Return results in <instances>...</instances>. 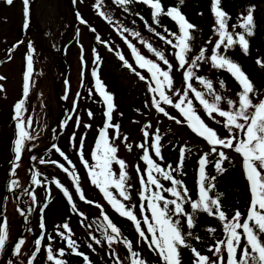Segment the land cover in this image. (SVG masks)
<instances>
[{
  "label": "snow or ice",
  "instance_id": "obj_1",
  "mask_svg": "<svg viewBox=\"0 0 264 264\" xmlns=\"http://www.w3.org/2000/svg\"><path fill=\"white\" fill-rule=\"evenodd\" d=\"M73 2L75 3V0H73ZM134 2L135 0H114V3L121 6L125 12L128 11L127 6ZM139 2L150 7L151 17L155 24L160 25V17L167 16L178 25V33L171 32L166 27L164 28L165 33H168L175 38V44L172 39H168L161 33H156V35L168 45H172L175 49H178V51L175 52V58L178 61L179 68L185 69L183 72V79L186 82V87L183 90V93L181 94L179 89L175 90V95L178 98L176 102H174L171 96L166 94V89L171 90L173 88V77L171 75L173 65L165 57L164 52L156 50L150 43L143 40L141 41V43L146 45L149 52L154 53L159 61H162L163 65L167 66L166 70L162 68L159 63L141 55L137 48L128 42L127 38L123 36L125 32H129L130 30L128 28H122V26L117 27V31L125 39V42L131 49L136 64L140 69H146L147 73L150 74V78H146V76L141 75L140 72L136 71L121 52L116 51V55L120 61L123 62V65L128 69H131L140 80H149L148 91L153 94L151 103L158 112L180 124L182 121L174 116H170L165 108L161 106V102L177 109L180 115L184 118L183 122L187 124L191 131L199 137H202L207 144L211 146V153H215L218 156V159L215 161V169L217 172L223 173L226 170L222 165L224 161L229 159L226 153L221 149H234L236 153L242 156V167L249 184V208L246 216L237 209L231 218H229L226 212L222 210L220 200L222 194H216L215 197L209 195V192L215 188V184H213L212 181H214L216 177H209L205 171V166L211 163L208 159L210 155L208 152L204 153L199 159V199H191L188 196V189L182 186V181L175 179L171 174V171L165 170V168L161 167V165L155 162L149 155L147 145L149 132L144 130L143 135L146 143L140 144L138 147L143 149L142 159L147 165L145 170L146 178L144 175L140 176L141 191L139 192L141 214L145 212V208L151 212V220L147 215H143V223L147 225L146 231L150 234V237L149 235H146L145 231L141 228V220L137 218V215L134 214L132 210L135 205L128 207L121 199L117 198V195L114 194L113 191L114 189L115 193H118V196L121 197L123 201H128L130 199L128 190L131 185L126 184L128 179L126 164L123 159L117 157L116 153L118 149L114 143V140L119 138L120 129L119 124L112 123L113 112L116 105L114 104L113 94L106 89V85L100 78L98 69L101 57L99 54H96L94 58L96 68L92 70V76L95 78V91L100 97H102V102L106 106V111L103 114L105 122L103 127L99 129L98 139L91 152V159L95 163L89 164V161L84 158L85 139L83 136H81L79 140L78 155L80 157V162L87 170L91 184L99 189L104 198L120 216L128 218L134 224L139 237L147 244L150 250L159 256L163 264H182L180 253L181 247L190 248L194 256L193 264H225V257L221 255L222 249H226L227 252L226 264H264V98H259V93L256 90L254 83L242 70L241 66L225 54L235 45H239L245 54L249 53L250 45L248 38L254 35V29L256 27L253 15L254 6H250L247 10V14L242 15L241 17V22L238 26L243 29V31L235 32L228 30V20L230 17L228 13L221 8V0H211V11L215 17L214 29L218 33L219 39L216 40L214 47L211 49L210 57L206 58V49L201 48L199 54L189 63L187 54L191 51V41L193 40L192 33L196 29V26L186 19L178 6H170L165 10L162 5V0H139ZM6 3L11 5L13 0H6ZM22 3L24 5L25 17L24 27L27 28L29 26L28 17L30 0H22ZM178 3L179 5H183L184 0H178ZM93 7L97 10L98 15L104 18L109 24L113 23L112 18L101 10L103 7V0H95ZM77 16L80 19L81 24H88V21L84 20L79 13H77ZM140 19L143 20V17H140ZM145 24L150 31L155 32V29L149 26L147 22H145ZM232 27L235 29L237 26L233 25ZM90 31L96 32V29L90 28ZM131 35L139 37L140 33L133 31L131 32ZM96 40L108 45V42L102 41L99 35L96 36ZM19 43H22V41L18 42L17 45H14L13 47H17ZM209 43H211V40H209ZM222 46L223 53L221 52ZM28 49L29 54L26 56V71L23 77V94L22 98L14 105L13 120L15 121L16 136L13 141L14 160L12 161L10 173L12 176L16 175V169L19 167V161L21 160L25 141L33 138L27 130L32 125V118L28 117L27 121L23 118V113L26 111L25 101L29 94L30 78L33 72V57L31 53L34 51V48L31 42L28 44ZM112 50V47L109 46V51ZM95 51L94 48L93 52L95 53ZM205 59H210L214 68L224 69L230 73L241 87V91L237 93L238 100H226L228 109H222L220 107V102L225 98L216 93V90L213 87V81L203 76L195 75L194 68H198V62ZM256 62L258 65L264 67V61L257 59ZM4 79H6L4 76H0V80ZM193 79L198 80L200 84L204 85L207 94L212 96L211 101L206 98L205 92L199 91L193 87L191 83ZM219 86L221 89L225 88V82L220 80ZM3 90V85H0V92ZM91 92L92 89H89V94H91ZM190 92L194 95L195 101H198L203 107L206 115L216 124H221V121L216 119L213 115L214 113L218 114L219 117L224 118L222 126L226 129L228 133L227 136L222 137L219 135L214 128L210 127L205 120L201 118L194 107L193 99L189 98ZM77 95L79 96V93ZM254 98H256L258 102L254 103ZM145 106H147V104ZM87 115L91 119L94 114L91 110H88ZM65 123H67V121H65ZM80 123V118L77 117V127L80 126ZM84 127L90 128L91 125L86 124ZM149 127L150 125H145V129ZM110 128L116 130V136L111 140L108 132ZM75 139L76 134L74 132L70 140L74 141ZM127 139V136H125L124 140L126 141ZM160 141L161 136L157 129L151 147L154 149L155 156L163 159L161 156ZM73 147H75L74 143ZM131 147L132 145L129 144V150H131ZM52 148L63 157L70 168L65 167L63 163H58L55 160L50 161V163L57 164V166L68 175L80 201H84L89 205L94 204V201L86 199L85 192L80 184V176L77 173L76 166L73 164L72 160H70L69 157L55 144L52 145ZM180 154V164L174 169L175 171H178L180 166H182L185 154V149L183 147L180 149ZM31 159L36 160L37 158L32 156ZM39 163L45 164L46 161L40 159ZM113 163L119 165L118 174L113 171ZM168 168L172 169V166L168 165ZM136 170L139 174L140 169L138 166ZM154 173L162 176L164 180L170 181L172 187L164 188ZM39 175L38 172H32V183H41V181L37 179V176ZM54 183L67 198V201L71 206V211L74 213L78 212L77 204L74 203L73 195L69 192V189L58 179L54 180ZM16 184V180H11L9 190L11 191L12 186ZM149 185L154 186L157 190L150 191ZM160 190L171 193L175 199H166L165 196L161 194ZM145 193L150 194L146 196ZM32 199L33 201L36 199L34 194L32 195ZM145 201H147L146 205ZM185 203H190L192 213L185 212ZM170 205L173 207H169ZM95 206L101 209V215L107 222V226L104 228V236L108 242L109 248L112 247L113 243L121 242L130 254L131 264H146V261L140 258V253L133 251V243L130 240L126 237L121 240L120 228H118L104 213L102 206L98 203H96ZM44 207L46 208L47 204H45ZM30 211L31 209H29V212ZM43 211L44 208H41V213H43ZM197 211H203L209 216L218 217L219 221L222 223L225 238L217 240L213 246L208 248V251L213 254L215 259L202 254L197 248L187 244L186 236L181 230L180 219H174V217H179L181 215L186 216L187 226L191 229L194 226V214ZM21 215H24V213L21 212ZM79 215L83 216L84 214L80 212ZM40 228L42 229V232L35 240V251L31 254L28 264H33L37 253L41 251V242L45 239L43 231L45 229L43 215L41 216ZM61 228L65 231H59ZM108 229L111 230V234H109ZM57 230V234L61 239L66 241L67 248L71 249L76 255L83 256L86 264H90L88 256L77 251L78 245L72 238V230L69 223L64 222L62 225H58ZM208 231L214 233L216 229L209 228ZM187 236L191 237L192 232H188ZM7 237V218L5 216L0 218V251L4 250ZM47 239L51 241L53 237L48 236ZM91 239L96 244L101 243V241L96 239L95 236H92ZM196 239L199 240L200 238L196 237ZM24 243L25 240L20 239L15 244L14 254L20 253L21 247ZM88 247L92 248V244H89ZM238 249H240L239 258L237 257ZM46 252V259L48 261H54L55 264H66V261L57 258L65 255L64 248L56 250V254L54 255L52 245L49 243ZM112 255H116L114 251ZM116 264H120L118 256H116Z\"/></svg>",
  "mask_w": 264,
  "mask_h": 264
},
{
  "label": "rangeland",
  "instance_id": "obj_2",
  "mask_svg": "<svg viewBox=\"0 0 264 264\" xmlns=\"http://www.w3.org/2000/svg\"><path fill=\"white\" fill-rule=\"evenodd\" d=\"M71 1L73 3V11H71L67 0H30L28 17L29 26L25 28L24 5L22 0H13L11 5L7 4L6 0H0V58L4 56L8 47H12L13 44L17 45L18 42H23L19 43L18 46L13 49V54L8 56L0 66V76L6 78L0 80V85H3L4 89L0 92V218L6 216L8 232L5 248L0 251V264H23L35 251V240L39 237L38 235L40 233L37 206L42 191L41 183H32L33 171L38 172L42 176H46V173L50 175L56 174V179H58L65 187H68V185L71 184L73 195L79 197L75 192L71 179L70 181H66L64 177L59 176L60 172L40 171L39 167L36 166L38 163L37 160L44 159L48 156V153L45 154L46 150H42L41 147L45 145L44 142L48 137L46 135L49 133V126L54 121L55 116L59 121H67L64 131L57 136V141H59L60 144H58L59 146L57 147L67 152L69 159L72 160L73 164L76 166V171L78 168L84 173L87 180L90 181L88 172L80 162V157L78 155L79 140L81 136L85 139L84 158L89 161V164L95 163L91 159V152L94 149L92 140L95 137L91 127L94 128V124L91 122L93 119H90L87 115L89 106L87 104L88 101L86 94L88 92V96H93L92 94H89V89H92L91 93L97 97V100L100 101V105L103 104V102L102 97H100L95 91V78L92 76V70L96 68V64H94L96 52H93V47L90 44L91 39H89V35L84 29V26L78 21L77 13H79L84 20L89 21L90 23L88 22V24H95L105 38V41L110 45L115 47L116 42L123 41L124 38L117 31V27H120V25H116L114 22L109 24L104 18L98 15L97 10L93 7L95 0H75V3L73 0ZM101 10H103V8ZM106 15L110 16L107 13ZM88 27L93 28L91 26ZM100 27H103L104 30ZM19 32L22 33L23 37L20 38L21 35H19ZM95 35H97V33ZM216 35L217 32L215 31L212 39V41L214 40L213 45H215L216 40L219 39V36L216 37ZM123 36L128 38L131 37L133 45L135 42L139 43L140 49L138 48V51L141 55L145 56L147 59H152L157 63H163L162 61H159L154 53L149 52L144 43H141L142 40L145 41V39H147L146 35L140 34L139 37H135L131 34L125 35L124 33ZM15 40L16 42L13 43ZM29 42L32 43L34 48V51L31 53L33 57V72L30 78V90L25 101L26 111L23 113V118L25 121H27L28 117L32 118V125L27 130L33 138L25 141L21 160L19 161V167L16 169V175L12 176L10 173L12 161L14 160L13 141L16 136L15 121L13 120L14 105L22 98L23 94V77L26 71V56L29 54ZM60 45L62 46V49L59 50ZM176 51L178 50L165 54L167 59L171 58L174 60L176 68L177 84H173L171 90L166 89V94L171 96L174 102L178 99L175 95V90L179 89L182 94L186 87V82L183 79V72L185 69L179 68L178 61L175 58ZM142 52L146 53V55ZM193 56L195 57V55ZM210 56L211 53H208V56L205 57L207 58ZM194 57L187 58L189 63ZM131 58L133 59V68H138L141 72H144V74L147 75L146 78H150V74L147 73V70L140 69L136 64L133 55H131ZM198 63L199 67L194 68L195 75L206 78L208 68L211 65L210 59H205ZM164 67L166 70L167 66L164 65ZM125 71L126 72L112 70V73L118 80L117 83L121 86L122 90L124 89L127 95L126 101L130 102L133 106L128 119L125 120L124 123H118L120 125L119 138L114 140L115 146L118 149L116 155L119 159H123L126 164V171L128 172V179L126 182H131L129 170L132 167L133 159L139 154L140 147H138V145H140V142L142 141L144 130L149 132L150 144L154 140L157 129L159 128L164 132H167L168 138L174 137L177 139L179 158L181 155L180 149L182 147L190 157L196 155L200 159L204 153L208 152L210 153L209 157L215 156L218 158L215 153H211V146H209L202 137L193 133L187 124L183 122L184 118L180 115L177 109L161 102V106L165 108L170 116H174L182 121L180 124L156 110L151 103L153 94L148 91V79L144 82L145 85H138V88L145 89L144 94L147 93L148 109L146 113L138 111L136 106L138 103L135 100V91L131 89L135 88L132 85L133 78L129 70ZM102 73H104V66H102ZM100 78L102 80L103 77L100 75ZM81 82H84L86 85H82ZM191 83L197 90L205 92L206 98L209 99V101L212 100V96L207 94L204 85L200 84L198 80L193 79ZM54 87H56L57 95H61L62 93L64 96L67 94V101L70 103L69 106L67 104V112H63V115L60 116H58L60 112L57 115L55 114L61 108V103L56 98ZM216 87L220 88L219 81L216 82ZM67 88L69 89L68 91ZM223 91L224 92L218 93L225 98L220 102V107L222 109H228L226 100H238L237 93L240 90L228 88L223 89ZM78 93L79 96L77 95ZM258 93L259 98H264L263 89H259ZM189 98L193 99V104L197 113L210 127L214 128L222 137L228 135L226 129L222 126L224 118H221L218 114L214 113L213 115L216 119L221 121V124H216L206 115L199 102L195 101L194 95L191 92L189 93ZM255 102H258L256 98H254V103ZM102 109L104 113L106 111V106L104 104ZM115 114L116 110H114V117ZM77 117H79L81 121L79 127L76 125ZM118 121L120 120L118 119ZM12 122L14 126L11 125ZM86 124L91 125V127L89 129L85 128L84 125ZM145 125H150V127L145 129ZM74 132L76 134V139L71 141L70 138ZM115 136L116 134L110 136V140ZM125 136L128 138L126 141L124 140ZM73 143L75 144V147H73ZM129 144L132 145L131 150L128 148ZM221 150L226 153L229 162L236 161L238 163L237 166L241 171V177L243 179V192L246 196L238 210L243 214L244 212L247 213L250 203V192L249 184L242 167V156L236 153L234 149ZM40 155L42 158H40ZM32 156H35L37 159L32 160ZM54 160L58 163L65 162L60 155L59 157L54 158ZM65 167L70 168L68 164L65 165ZM112 167L113 171L118 174L119 165L113 163ZM57 168L59 167L57 166ZM79 170L77 173L80 172ZM60 171L62 170L60 169ZM37 179L40 180L41 176H37ZM11 180H16L17 184L13 185L12 190L10 191L9 185ZM84 188L86 192L85 195L88 194L89 196H94L95 192L92 193L89 187L84 186ZM98 193L101 195V192ZM33 194L36 198L35 201L32 199ZM114 194L117 195V198L119 197L118 193L114 192ZM209 195L213 196L212 194ZM52 198L54 197L52 196L50 200L53 202L55 199ZM197 199H199V189L198 195L194 200ZM29 209H31L30 212ZM99 210L101 209L99 208ZM80 211L84 215H79L80 221L78 220V222L83 225L82 229L86 233V235L83 236V242H87V246L92 244L93 251L90 249L91 253H97L99 255V261L105 260L106 258L112 261L114 257H119L120 251H118L115 243L112 244V250L109 251L110 248L104 236V229L99 224L95 214L84 208L80 209ZM21 212H23L24 215H21ZM51 219L56 227L62 225L64 222H68L71 227L69 215L61 210L59 203H57L51 213ZM45 232L46 231L44 230V233ZM92 236L99 239L101 243L96 244L91 239ZM224 238L225 233L222 236V239ZM20 239H24L25 243L21 247L20 253L14 254L15 244ZM49 243L52 245L54 255L56 254V250L63 248L55 242L42 241L41 251L37 253L33 264H55L54 261H48L46 259V249ZM113 247H116V249ZM113 251L116 254L115 256L112 255ZM6 253L7 257L3 258V255L5 256ZM73 255L75 256L76 254ZM221 255L225 257L226 261V249H222ZM76 256L84 259L83 256ZM209 257L215 259L213 254ZM57 258L64 260V257Z\"/></svg>",
  "mask_w": 264,
  "mask_h": 264
},
{
  "label": "trees",
  "instance_id": "obj_3",
  "mask_svg": "<svg viewBox=\"0 0 264 264\" xmlns=\"http://www.w3.org/2000/svg\"><path fill=\"white\" fill-rule=\"evenodd\" d=\"M162 5L164 6L165 10L170 6H178L180 7L182 14L185 15L186 19L189 20L190 23L194 24L196 26V29L193 31V40L191 41V51L187 54V58L194 57L193 55H198L201 48H205V56H208V53H211V49L214 47L213 45V36L215 34V17L214 14L211 11V0H184L183 5H179L178 0H162ZM250 6H254V22H255V29H254V35L249 39V53L245 54L239 45L233 46L231 49L225 53L229 58L233 59L235 62H237L242 70L246 73V75L250 78V80L254 83L256 90L259 89L264 90V67L257 64V59H260L261 61H264V0H221V8L226 11L229 15L228 20V30L229 31H235V32H242L243 29H241L238 25L241 22L242 15L247 14V10ZM128 11L125 12L124 9L114 3V0H103V11L110 15L112 18V21L116 23V25L122 26V28H128L130 31L125 32V35L131 34V32H139L140 34H144L147 36V39H145V42L150 43L153 45V47L158 51H163L164 54L172 52L175 49L172 45H168L164 40L160 39L159 36L156 35V33H161L162 35L166 36L168 39H172L173 43L175 44V38L170 36L168 33L164 32V28L166 27L171 32H177L178 33V25L176 22H174L170 17L167 16H161L160 17V25H157L154 23L151 17V9L148 5L143 4L142 2H139V0H135L134 3L131 5H128ZM139 14V15H137ZM140 17H143V20L140 19ZM89 22V21H88ZM145 22L149 26L155 29V32L150 31L148 27H146ZM90 23V22H89ZM88 26L95 27L96 32H94V36L96 37L99 35L101 37L102 41H105V38L102 36L99 29L96 27L95 24H87ZM233 25H236L235 29H233ZM84 29L87 31V34L89 35L90 44L95 48L96 54H99L101 57V61L99 63V74L101 75L102 81L106 85V89L111 92L114 96V104L116 105V114L114 117L113 112V120L112 123L118 124L119 122L124 123L125 120L128 119L129 114L132 110V104L128 101L127 95L124 91V89H121V86L117 83L116 76L112 73V70L117 71H124L129 70L131 73V76L133 78V87L137 88H131L133 91H135V100L137 101L138 105L137 110L146 113L148 109L147 100L148 96L147 93H145V89L138 88V85L144 84V81L140 80L137 75L131 70L128 69L123 65V62L120 61L118 56L116 55V51L121 52L125 59L128 60L130 64L133 63V59L131 58L132 52L131 49L128 47V44L125 42V39L123 41H117L116 46H112L108 43V45H105L103 43H97L92 40L93 34L92 31L89 29L87 30L85 25L83 24ZM104 30L103 27H100ZM97 33V35H95ZM218 36V33L216 37ZM215 37V38H216ZM127 38V41L133 44L132 38ZM214 38V39H215ZM209 40H211V43H209ZM109 45L112 47V51H109ZM134 46L140 49L139 43L135 42ZM144 49V48H143ZM145 50V49H144ZM221 52L223 53V46L221 48ZM146 55V53L142 52ZM169 62L173 65L172 70V77H173V84H177V78H176V68L174 60L169 58ZM162 68H165L163 63H159ZM102 66H104V73H102ZM136 71L140 72L141 75H144L147 77V75L144 74V72H141L138 68H135ZM133 72V73H132ZM207 79H210L213 81V87L216 90L217 93L224 92L223 89L232 88L235 90H240L241 87L238 84V82L231 76L230 73H228L224 69H218L214 68L212 64L208 68V72L206 75ZM223 80L225 82V88L220 89L216 87V82ZM82 85H86L84 82H81ZM145 85V84H144ZM220 87V86H219ZM83 93V92H82ZM93 96H88V92L86 94L89 110L92 111L94 114L91 119V122L94 124V128L91 127L93 130V135H95L94 139L92 140V143L95 147V142L98 139L99 136V129L103 127L105 122V117L102 115L103 113V104L100 105V101L97 100V97L94 96L93 93H91ZM68 106L70 105L69 102L66 101L65 103ZM160 113V112H159ZM104 114V113H103ZM122 114V115H121ZM118 119L120 121H118ZM117 121V122H116ZM89 129V128H87ZM159 130V135L161 136V156L160 157L155 156L154 149H152L150 144V139L148 137L147 145L149 150V155L153 158V160L161 165V167L165 168L167 171H171V174L175 179H179L182 181V186L186 187L188 189V196L191 199H195L198 195V189H199V172H198V165H199V158L196 155H193L190 157L185 152L184 159L182 166H180L178 171H175L174 169L177 168V166L180 164V158L179 156V149H178V141L174 137L168 138L167 132L163 131L161 128ZM109 137L113 134H116L115 129H109ZM92 136V135H91ZM144 135L142 137V141L140 144L146 143L144 139ZM59 143V142H58ZM60 145V144H59ZM62 147V146H61ZM142 148L139 149L138 153H141ZM67 153V152H66ZM139 155V154H138ZM138 155L135 156L133 159V164L131 165V169L129 170V176L131 178V182L126 184L131 185L128 192L130 195V199L128 201H123L121 197H118V199H121L122 202H124L128 207H132L135 205V207L132 208L134 214L137 215V218L141 220V228L145 231L146 235L150 234L147 233V225L143 223V215H147L149 219L151 220V212L147 208H145V212L141 214L140 212V196L139 192L141 191V184H140V176L144 175L146 178V163L143 161L142 158H139ZM68 156V155H67ZM51 157H59V153L56 151L52 152ZM48 159H50V155L46 156L44 160L46 161L45 164H41V169L43 171H50V172H60V177H64L66 181H68L67 178H65L64 172L60 171L57 166H52L53 164H50L48 162ZM209 161L211 163L207 164L205 166L206 174L211 177L215 176L216 179L212 181L213 184H215V188L209 192V194H212L213 197H215L216 194H222L220 197L222 210H224L227 214V216L231 217V215L234 214L235 210L239 209L243 203V200L246 198L245 193L243 192V179L241 177V171L239 167L237 166L236 161L229 162L228 160L224 161L222 167L226 169L223 173L217 172L215 169V161L218 159L215 156L208 157ZM168 165L172 166V169L168 168ZM38 166V165H37ZM137 166L140 169V173H137ZM79 169L77 168V171ZM80 171V170H79ZM80 176V184L82 186V189L85 192V188L89 187L90 191L94 193V196H89L86 194V199L92 200L98 204L102 205L104 213L109 217V219L116 224L118 228L121 230V240L123 238H127L133 243V251H136L140 253V258H142L144 261H146V264H163V262L160 260L159 256L150 250L147 246V244L139 237V234L137 233L134 224L126 217H122L115 211V209L112 208V206L108 203V201L104 198L103 194L99 195L98 192L99 189L96 188L94 185L91 184L90 181L87 180V177L84 175L82 171L78 172ZM157 178L160 180V183L163 185L164 188L172 187V184L170 181L164 180L162 176L159 174H155ZM47 186L49 187V193L46 197L47 201V207L44 210V222H45V239L44 242H50L47 237L52 236L53 239L51 240L52 243L55 242L59 245H61L65 249V255L64 261H66V264H86L85 260L82 259L79 256H74L75 254L71 249L67 248L66 241L61 239V237L57 234V227L53 225V221L51 219V213L53 212L55 206L57 203H59V207L61 208L64 213H67L69 215L70 221H71V230H72V238L76 241L78 248L77 251L84 253L86 256H88L90 264H116V257L113 258L115 261H111L108 258L105 260L99 261V255L91 253V250L93 251V248H89L86 243L83 242V236L86 235L85 231L82 229L83 225L78 222L80 221L79 213L81 212L80 209L84 208L85 210H89L91 213L93 212L96 216V219L98 220L99 224L103 227V229L107 226V222L103 219V216L101 215V210L97 208L94 204H87L84 201H80L79 197H75L73 195L72 186L71 184L68 185L69 192L73 195L74 203L77 204V208L79 209L78 212H72L71 206L69 205L67 198L63 195L62 191L56 186L51 185V181H46ZM84 185V186H83ZM150 191H156L157 189L154 188V186L149 185ZM94 190V191H93ZM179 190V189H178ZM115 192V190L113 189ZM161 194L165 196L166 199H175L171 195V193L164 192L163 190H160ZM86 193V192H85ZM150 193H145V195H149ZM54 197L52 199H55L53 202L51 197ZM42 198H45L44 195H42ZM104 204V205H103ZM147 204V201H145V205ZM162 206V202H161ZM173 207V206H169ZM185 212L192 213L191 205L190 203L184 204ZM92 210V211H91ZM246 214V212H244ZM194 219V226L193 228L189 229L186 222V216L181 215L179 217H174V219L178 218L181 221V230L182 233L186 236V243L191 245L192 247L197 248V250L201 251L202 254L210 256L212 253L208 251V248L210 246H213L217 240L222 239V236L224 234V231L222 229V223L219 221L218 217L215 216H209L207 213H204L203 211H197L195 214ZM243 218V217H242ZM209 228H215L216 231L214 233H210L208 231ZM59 231H65L64 229H59ZM241 231V230H238ZM109 234H111V230L108 229ZM188 232H192V236H187ZM67 234V233H66ZM196 237H199L200 239L197 240ZM116 247L118 248L119 252V259L120 264H131V258L130 254L127 250V248L124 246L121 242L115 243ZM116 247H113L116 249ZM91 249V250H90ZM112 249L110 248L109 251ZM70 252V253H68ZM181 253V262L182 264H193L194 256L191 252L190 248L181 247L180 248ZM93 256H92V255ZM240 249L237 250V257L239 258ZM11 256V255H10ZM7 257V253L5 256L3 255V258ZM75 257V258H73ZM76 259V260H75ZM25 264V262L23 263ZM226 264V261H225Z\"/></svg>",
  "mask_w": 264,
  "mask_h": 264
},
{
  "label": "flooded vegetation",
  "instance_id": "obj_4",
  "mask_svg": "<svg viewBox=\"0 0 264 264\" xmlns=\"http://www.w3.org/2000/svg\"><path fill=\"white\" fill-rule=\"evenodd\" d=\"M19 35H21L20 36V38L23 36L22 35V33H20L19 32ZM18 36V35H17ZM17 39H19V38H17ZM20 40V39H19ZM14 42H16V40L15 41H13V43ZM23 43V42H22ZM13 46H14V44H13ZM12 46V47H13ZM8 47L7 48V53L5 52V54H4V56L2 57V58H0V66L3 64V61L8 57V56H11V54H13V52H14V48L15 47ZM54 76V75H53ZM54 78V77H53ZM54 92H55V95H56V98H57V91H56V87H54ZM65 103V102H64ZM63 103V104H64ZM64 107H66L65 106V104H64ZM65 109V108H64ZM64 109L62 108V102H61V108L59 109V111H57L55 114L57 115L59 112H60V114L58 115V116H60L61 114H63V112H64ZM62 112V113H61ZM57 120H58V118H56V116H55V119H54V121L51 123V125L49 126V133H47V135L46 136H48L47 137V140L44 142L45 143V145L44 146H42L41 147V149L42 150H46L45 151V154L46 153H48V155H50V158H51V155H52V152L53 151H55V149L54 148H52V145L53 144H55L56 145V142H57V135H58V132H59V126H58V123H57ZM53 129L55 130V131H53ZM40 158H42V156L40 155ZM39 158V159H40ZM52 159V158H51ZM37 164L36 165H38V167H39V169L40 170H42L41 169V164L39 163V160H37ZM50 164H52V163H50ZM52 166H56L55 164H53ZM40 176H41V179H40V181H42L43 179H46V176H42L41 174H40ZM47 179L48 180H50V181H54V180H56V174H54V175H48V177H47ZM40 201H41V197H40ZM40 201H38V203H40Z\"/></svg>",
  "mask_w": 264,
  "mask_h": 264
}]
</instances>
